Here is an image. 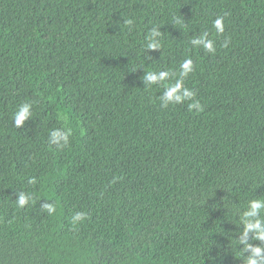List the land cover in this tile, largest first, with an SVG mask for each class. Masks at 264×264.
Segmentation results:
<instances>
[{
  "label": "trees",
  "instance_id": "obj_1",
  "mask_svg": "<svg viewBox=\"0 0 264 264\" xmlns=\"http://www.w3.org/2000/svg\"><path fill=\"white\" fill-rule=\"evenodd\" d=\"M252 200L264 0H0V264H247Z\"/></svg>",
  "mask_w": 264,
  "mask_h": 264
},
{
  "label": "clouds",
  "instance_id": "obj_2",
  "mask_svg": "<svg viewBox=\"0 0 264 264\" xmlns=\"http://www.w3.org/2000/svg\"><path fill=\"white\" fill-rule=\"evenodd\" d=\"M126 23L131 24V21H126ZM214 26L220 32L223 31V20L222 18H217L214 21ZM159 32L153 30L152 36H158ZM192 43L194 45H203L208 51H214L213 45L211 41L205 40L203 37L197 40H193ZM159 45L156 42H151L148 45L150 50L158 49ZM191 61H185L182 64V69L186 71L190 69ZM168 77L167 72H161L158 75L155 73H147L144 76V80L149 84H155L157 81H162ZM181 83L178 82L174 87L169 88L164 93V99L166 101L175 99L176 102H181L184 98H190L193 94L189 92L187 89L183 90V95H176V93L180 90ZM190 107H199L198 104L190 105ZM31 105L23 104L18 109L17 113L15 114L14 118V125L15 127L19 128L25 122V120L30 119L31 116ZM71 135V130L68 131H60L56 130L51 133V143L55 144L59 147H64L69 142V136ZM28 200L24 194L19 196L17 200V204L20 207H23L27 204ZM49 213L53 211V207L51 205H46ZM261 210H264V200H252L248 204V210L243 213V225H244V236H247V233L252 232L256 240L264 242V221L259 219ZM84 219L83 213H77L73 217V223L77 221H81ZM244 242V241H241ZM246 250L250 251V255L246 258L247 264H264V247L255 246L246 244Z\"/></svg>",
  "mask_w": 264,
  "mask_h": 264
}]
</instances>
